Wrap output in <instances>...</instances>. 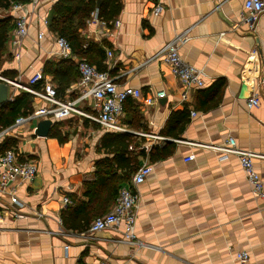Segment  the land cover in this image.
I'll return each mask as SVG.
<instances>
[{
	"label": "crops",
	"instance_id": "crops-1",
	"mask_svg": "<svg viewBox=\"0 0 264 264\" xmlns=\"http://www.w3.org/2000/svg\"><path fill=\"white\" fill-rule=\"evenodd\" d=\"M59 1L24 5L28 36L17 41L14 28L0 67V76L13 83L10 102L23 92L16 84L27 85L37 71L44 74L37 90L50 86L61 101L79 96L76 62L60 57L52 28ZM244 2L98 0L94 11L102 8L111 19L99 15L104 25L92 24L91 12L79 29L87 56L71 46L72 54L107 73L119 90H140L141 98L124 103L118 122L127 132L107 131L74 114L23 124L5 138L15 144L7 151L32 161L38 173L30 184L0 183V264H264V201L251 190L236 156L221 161L219 153L201 147L233 137L239 148L263 156L254 165L264 181V14L251 30L240 21ZM158 3L164 10L154 16ZM74 19L75 25L82 20ZM178 38L184 62L204 72L202 88L185 91L158 56ZM160 91L166 96L157 98ZM255 95L260 105L249 110L247 101ZM46 106L33 97L32 112ZM80 108L98 116L92 99ZM45 120L51 126L41 136ZM118 135L129 137L122 141ZM126 158H137V171L153 168L137 188L140 244L128 242L122 227L90 232L95 219L113 209L121 188L132 186ZM105 159L114 172L97 181V162ZM13 190L21 210L11 202ZM242 253L246 262L238 258Z\"/></svg>",
	"mask_w": 264,
	"mask_h": 264
},
{
	"label": "built area",
	"instance_id": "built-area-1",
	"mask_svg": "<svg viewBox=\"0 0 264 264\" xmlns=\"http://www.w3.org/2000/svg\"><path fill=\"white\" fill-rule=\"evenodd\" d=\"M31 1L37 2L38 0ZM23 8V4L17 3L6 12L14 19L15 35L17 41L20 42L28 36L29 32V17L24 14ZM163 10V6L158 3L154 7L152 14L154 16H159L163 13ZM6 13L1 16H7ZM262 14H264V0H245L244 10L240 15V21L243 24H247L251 30H255L259 17ZM90 23H100L104 25L98 11L92 13ZM119 23L120 22L117 21L115 25L118 26ZM42 38L43 34H39V39L41 40ZM57 45L59 48V55L62 59L74 60L76 62L79 80L76 84L75 91L78 92V98L76 100L61 101L57 98L56 92L50 86H47L44 92L43 90H37L35 86L43 80L44 74L42 71L35 72L29 79L27 85L16 84V86L31 94L34 98L47 102L49 106L37 109L27 116L20 117L12 126L1 130L0 142L9 137L15 129L23 124L37 122L43 118L50 117L55 120H61L74 114L100 124L107 131L127 132V129L118 122V119L124 112V103L127 100L130 98H141L140 90L134 88L119 90L114 80L110 78L107 73L99 71L85 59L74 58L71 44L67 39L58 37ZM180 45L181 41L180 38H178L166 44L158 56L170 67L173 75L176 76L185 87V91H188L191 87L202 88L205 84L203 70L184 62L179 53ZM111 55L112 54L109 52V56ZM16 57H18V55H16ZM0 81L12 83L2 76H0ZM165 96V91L157 93V98H163ZM182 98L184 101L187 100V92L183 93ZM90 99L94 101L98 116L87 114L80 108L82 102ZM259 105L260 100L257 95L251 97L247 101V108L249 110ZM191 115L195 117L197 114L196 112H192ZM201 147L219 153V160L221 161L227 160L230 156H236L251 190L258 198L264 201V181L261 179L254 165V160L263 158V156L251 150L239 148L233 137H229L222 145H201ZM193 159L194 156H191L187 159V162ZM152 170L153 168L151 166H141L132 178V186L121 188L113 209L109 213L96 218L90 227V232L97 233L112 228L122 227L128 242L140 244L135 234L137 211L140 202L137 188L145 182ZM37 173L38 168L36 164L28 159L20 160L14 151H7L5 154L0 155V183L3 187L16 183L30 184L35 180ZM15 193V190L10 193L11 202L21 210L24 205L15 196ZM22 216L23 214H21L20 211L15 213L16 218H21ZM3 220L4 212L0 210V222ZM238 258L242 262H246L248 254L242 253Z\"/></svg>",
	"mask_w": 264,
	"mask_h": 264
},
{
	"label": "trees",
	"instance_id": "trees-1",
	"mask_svg": "<svg viewBox=\"0 0 264 264\" xmlns=\"http://www.w3.org/2000/svg\"><path fill=\"white\" fill-rule=\"evenodd\" d=\"M30 1L31 0H0V67L3 63V59L7 52V45L11 38V34L15 28L14 19L11 16H1L2 15L1 12H4V13L8 12L14 4L21 3L23 5H26ZM97 2L98 0H60L55 5L56 17L53 20L52 28L57 33L58 37H63L70 42L71 46L73 47V50L75 52H78L81 58H86L89 48L87 49L83 48V41L79 37V29L85 23L84 21L85 18H88L91 12L95 10L97 6ZM119 7L120 6L117 5V9L115 12L119 11L120 9ZM100 10L101 11L99 15H101L105 20L108 21L111 19L108 17L105 18L104 14L102 13V8ZM78 15H80V19L82 18V20H79V23L75 25L78 21L76 22L75 21L76 19L74 18L75 16H78ZM50 65L51 64L46 65L45 71L47 72L52 71L49 69ZM3 75L10 77L7 72L3 73ZM11 78H14V77L12 76ZM32 100H33V96L23 91L20 95L15 96L12 102L4 105L2 109L0 110V131H1V127L8 128V126L15 123L17 118H19L20 116H26L29 113H31L32 112V107H31ZM127 137L129 136L128 135H118V138H120L122 141H125ZM61 141H63L62 138H61ZM14 145L15 144L11 140L5 139V141L1 145L0 150H2V153L4 152L6 153L7 150L11 149ZM123 149L124 147L121 146L117 148L116 151H122ZM119 155L117 158H115V161L117 164L116 168H119ZM126 161H127L126 176L128 175V177L130 178L137 171L138 161H137V158L135 159L126 158ZM107 165H111V162L107 159L97 162V172H96L97 181L106 177L108 174H112L114 172L111 169H107L106 167ZM102 169H105V171H103ZM88 186L90 187V184Z\"/></svg>",
	"mask_w": 264,
	"mask_h": 264
},
{
	"label": "water",
	"instance_id": "water-1",
	"mask_svg": "<svg viewBox=\"0 0 264 264\" xmlns=\"http://www.w3.org/2000/svg\"><path fill=\"white\" fill-rule=\"evenodd\" d=\"M8 102H10V99H9V85H8L7 82L0 81V106L3 105V104H6ZM50 126H51V122L50 121H46V120L42 121L39 124L38 133L41 136H46Z\"/></svg>",
	"mask_w": 264,
	"mask_h": 264
},
{
	"label": "rangeland",
	"instance_id": "rangeland-1",
	"mask_svg": "<svg viewBox=\"0 0 264 264\" xmlns=\"http://www.w3.org/2000/svg\"><path fill=\"white\" fill-rule=\"evenodd\" d=\"M2 15H4V12H1ZM21 90V89H20Z\"/></svg>",
	"mask_w": 264,
	"mask_h": 264
}]
</instances>
